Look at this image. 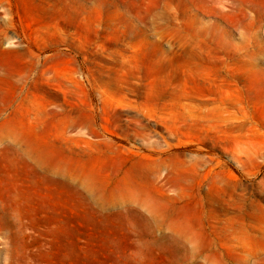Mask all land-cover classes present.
<instances>
[{"label": "rangeland", "instance_id": "374dc122", "mask_svg": "<svg viewBox=\"0 0 264 264\" xmlns=\"http://www.w3.org/2000/svg\"><path fill=\"white\" fill-rule=\"evenodd\" d=\"M0 264H264V0H0Z\"/></svg>", "mask_w": 264, "mask_h": 264}]
</instances>
